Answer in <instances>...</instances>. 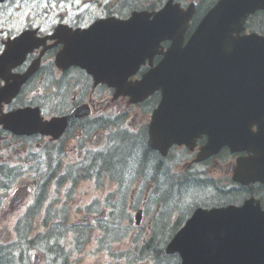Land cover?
Masks as SVG:
<instances>
[{"label": "water", "instance_id": "1", "mask_svg": "<svg viewBox=\"0 0 264 264\" xmlns=\"http://www.w3.org/2000/svg\"><path fill=\"white\" fill-rule=\"evenodd\" d=\"M253 11H231L229 3L225 2L224 7L211 13L203 27L197 30L192 38L194 48H182L183 36H180L144 81L134 85L124 82L123 92L136 100L141 99L140 94L147 97L157 90L162 91L164 99L155 122L174 130L178 124L173 120L162 121L163 116L170 114L180 124L177 128L180 132L166 130L161 133L171 135L169 146L172 143L188 145V118L197 122V132L206 129L205 134L209 136L206 149L214 152L225 146L232 152L245 148L253 150L256 138L251 129L254 124L261 128L259 136H264V39L256 35L234 36L243 30L248 12ZM165 23L170 30V22ZM98 27L100 24L94 30ZM167 33L158 25L153 26L146 37L155 45L148 46V50L146 44L130 42L128 63L154 55L162 39L158 40L159 34L171 37ZM93 39L100 49L108 51L111 46L110 41ZM96 62L97 51L81 52L74 58L75 64L91 73ZM11 89L0 93V106L14 97ZM189 102H194L190 108L192 112H188ZM1 123L18 135L41 132L40 122L29 113L6 116ZM156 142L153 138L151 145L155 146ZM263 157L248 161H259L264 167ZM247 167L249 175L239 167L236 181L249 184L264 177L259 163L253 168L251 162ZM168 252H179L182 264H264V211L255 206L254 200L236 209L199 210L172 240Z\"/></svg>", "mask_w": 264, "mask_h": 264}, {"label": "trees", "instance_id": "2", "mask_svg": "<svg viewBox=\"0 0 264 264\" xmlns=\"http://www.w3.org/2000/svg\"><path fill=\"white\" fill-rule=\"evenodd\" d=\"M262 16V20L264 22V14ZM262 28L264 29V26ZM127 146L129 147L119 148L115 152L104 156V159L112 164L111 171L119 173L122 172L123 169H126V174L136 173V171H139V167H141V171H145L147 175L154 177L156 188L160 187L161 194L159 197L164 201L165 211L167 214H170V212H168L170 211V207H178L180 205L183 206L181 202L184 201L186 192H189L191 189L194 190V187L188 183V177H178L171 174L165 163H163L164 161L162 158L156 152L147 148L142 136H140L136 141H130L129 139L128 145H126V147ZM37 163L38 165H41V163ZM0 173L8 176L14 174L12 171H8L6 169H0ZM242 189L247 191L250 190L248 188ZM203 190L205 191L206 189ZM228 195L229 196L227 197L220 195L217 197L215 196L212 198V202L215 204L228 203L227 200L231 197L230 194ZM234 199L235 198H230L229 202ZM161 222L162 223L157 222L153 226L150 239L142 241L143 235H137L136 241H134L135 248L132 249L136 251L134 254L130 253L129 256L131 264H140L146 262H153L154 264H174L175 259L173 257L167 256L165 253V246L172 234V227L168 224V219ZM67 232L68 231H63L64 236L67 235ZM28 234L29 232L27 229L20 233V241L14 245V254L10 252L8 255H6L3 251H0V264H19L15 257L18 258V251L22 249V243H25L28 248H35V246L40 244L39 242L42 240L41 234H38L34 240H31ZM54 256L58 257L56 264L61 262L65 263L67 252L64 253V250L61 249L55 251ZM19 260H22V255Z\"/></svg>", "mask_w": 264, "mask_h": 264}, {"label": "rangeland", "instance_id": "3", "mask_svg": "<svg viewBox=\"0 0 264 264\" xmlns=\"http://www.w3.org/2000/svg\"><path fill=\"white\" fill-rule=\"evenodd\" d=\"M97 5L100 6V7H103L104 1L103 0H99L98 3H97ZM32 7L33 6H31V7L30 6H27V8L29 9V11L27 9H25L23 11V13L30 12V9ZM3 8H5L8 12L11 13V10H10L11 9V6L10 5H5V6H3ZM25 17L26 16H24L23 18H25ZM4 20H5V17L1 14V10H0V24H2ZM141 170H142V168L139 167V171H141ZM192 187H194V190L191 189L188 192V204H189V201L193 200L194 198L197 199V200H199V201H208L209 199H211L213 197V195L210 192L207 193V190H205V191L202 190V188L199 186V184L193 185ZM82 189L84 190V194H82L81 196H78V197L89 198V197H92L93 196V193L91 192V190H89L88 187H84ZM34 225H36L35 226V230H36L37 229L38 222H35ZM2 233H3V231H1V235H0V239L2 241H6L7 239H10L12 241L14 240V236L12 234H10L9 232H5V234H2ZM127 247H128V245L126 243H123L121 245L116 246L115 249H123V248H127ZM87 259H88V257H86L83 260V263L82 264H94L92 262L88 263L87 262ZM110 261H112V257H111V254H108L107 259H102L100 257H96L95 264H106V263H108Z\"/></svg>", "mask_w": 264, "mask_h": 264}, {"label": "bare ground", "instance_id": "4", "mask_svg": "<svg viewBox=\"0 0 264 264\" xmlns=\"http://www.w3.org/2000/svg\"><path fill=\"white\" fill-rule=\"evenodd\" d=\"M111 139H113V138H111ZM101 163L104 164V165H108V166L112 165L111 163H109V161H107L105 159L101 160ZM50 172L48 174H50ZM131 174L135 175V174H137V172L136 173H131ZM11 182H12V177L11 176H8V175L0 176V191H6L9 188ZM174 182H176V181H174ZM22 264H25V263H22Z\"/></svg>", "mask_w": 264, "mask_h": 264}, {"label": "flooded vegetation", "instance_id": "5", "mask_svg": "<svg viewBox=\"0 0 264 264\" xmlns=\"http://www.w3.org/2000/svg\"><path fill=\"white\" fill-rule=\"evenodd\" d=\"M208 2H209V0H208ZM202 3H203V1H202ZM204 4V3H203ZM176 154H180V153H177V152H175ZM188 153V152H187ZM196 155L197 154H194V152H190V155H188V164L186 165V167H187V169H188V172H190V173H196V172H199L198 171V165H195V164H193V161H194V159L196 158ZM181 160V159H180ZM212 160H215V159H212ZM176 163V162H175ZM200 165H202V164H200ZM206 165H208V163H206ZM216 165H218V164H216ZM201 172H203V170L201 171ZM48 176H49V174H48Z\"/></svg>", "mask_w": 264, "mask_h": 264}]
</instances>
